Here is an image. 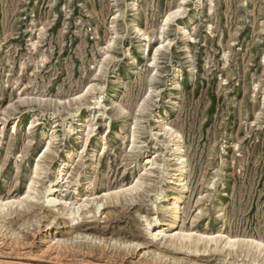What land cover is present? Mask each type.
<instances>
[{
  "label": "rangeland",
  "instance_id": "obj_1",
  "mask_svg": "<svg viewBox=\"0 0 264 264\" xmlns=\"http://www.w3.org/2000/svg\"><path fill=\"white\" fill-rule=\"evenodd\" d=\"M165 125L189 169L172 226L179 184ZM88 126L87 151L63 181L59 167L82 152ZM46 134L56 139L35 206L0 212V264H264V251L245 248L264 244V0H0L3 202L28 192ZM80 201L88 208L73 223ZM147 221L165 225L162 236ZM174 234L220 243L183 249ZM14 236L26 239L17 254L5 250ZM52 238L61 247L48 248Z\"/></svg>",
  "mask_w": 264,
  "mask_h": 264
},
{
  "label": "bare ground",
  "instance_id": "obj_2",
  "mask_svg": "<svg viewBox=\"0 0 264 264\" xmlns=\"http://www.w3.org/2000/svg\"><path fill=\"white\" fill-rule=\"evenodd\" d=\"M170 18V17H169ZM175 77L178 79L179 78V75H175ZM91 89H92V87H91ZM90 90V89H89ZM88 90V91H89ZM17 122V121H16ZM15 125V124H14ZM80 126H83V124H81ZM85 126V125H84ZM89 127V129H88V132H87V134L84 136V137H82V139H81V141H80V144H82V152H80V153H76V154H74L75 152H71V151H67V155H66V157L68 158V160H66V161H64V162H62V164H61V166L59 167V170H58V178L60 177L63 181L64 180H68L69 179V171H68V168H70L69 167V165L71 164V161H73V160H75V158H77L79 155H80V158L83 156V154H84V152L85 151H87V147L86 146H88V142L90 141V139L92 138V134H93V132H94V130H92L93 128L92 127H90V126H88ZM31 129V128H30ZM74 131H75V129H71V127L70 128H68V130H67V134L70 136V134H73L74 133ZM84 131V130H83ZM164 131H166L167 132V134H170L171 135V137H172V139H173V142L175 143L174 144V147H173V149H172V151H173V155H174V157H175V160H176V162H177V169H176V173H174L173 174V176L171 177V180H174V181H171L170 182V184H172V183H177V184H179L178 185V194L177 195H175V196H173V198L171 199V202H170V207L167 209V213H169V215H171V220H170V222H171V224H170V226H172L174 223H176L179 219H180V217H181V210H182V208H183V205L185 204V198L187 197V190H188V187H187V182H186V179H187V176H188V173H189V169H188V164H187V161H186V159H185V156L183 155V146H182V137H181V135L179 134V133H176L175 131H173V129L172 128H170V127H168L167 125H165V127H164ZM44 135V134H43ZM47 136H49V134H46L45 135V137H47ZM49 142H48V144H47V148L45 149V153L43 154V156L41 157V161H39L36 165H35V172H34V174H35V177L33 178V180H32V183H30V185H29V187H28V189H27V191L28 192H26V194H25V196L20 200H16V201H14V200H12V201H7V202H3L2 200H0V212H3V211H9V208L10 207H13L14 208V206L16 207H19V211L18 210H16V212L20 215V216H26L27 214H28V210L30 209V208H32V207H34L35 206V204H34V202L36 201V200H38V195H37V193H38V189H37V187H36V185L39 183V179L42 177V172H44V170H45V167H44V165L43 164H41V163H43V162H45V160H47V159H49L50 158V153H52L53 152V150H52V147H53V144H54V141H55V139H56V137H54L52 134L49 136ZM134 138V137H133ZM68 139V138H67ZM134 140V139H133ZM133 143H134V141H132ZM132 143V144H133ZM108 145V135H104L102 138H101V140H100V146H101V148H100V150L99 151H93L91 154H92V159H95V158H98V157H100V156H102L103 154H105V149H106V146ZM131 149L133 150L134 149V145L133 146H131ZM130 149V150H131ZM151 163V162H150ZM149 162H148V164H150ZM154 163V162H153ZM153 163H152V165H153ZM155 164V163H154ZM175 170V169H174ZM148 172V171H147ZM146 173V172H145ZM145 175V174H144ZM67 178V179H66ZM67 183V182H66ZM89 186V185H88ZM145 186V185H144ZM142 187V181H141V178L140 179H138L137 180V182L133 185V186H131L130 188H128V189H124V191H126V192H128V194H129V192L130 193H134V191H136V190H138V189H140ZM53 190V188L51 187V188H49L48 190H47V192H50V191H52ZM142 190V189H141ZM140 190V191H141ZM139 192V191H138ZM118 193V192H117ZM114 194H116V193H114ZM120 194V193H119ZM119 194H117L118 196H119ZM121 194H122V191H121ZM139 194V193H138ZM137 195V194H136ZM108 197H110V195L108 196ZM108 197H106L105 196V199L107 200V198ZM46 200H45V202L48 204V205H50V204H53L54 202H57V200L56 199H48V197H46L45 198ZM170 199V198H169ZM92 200V199H91ZM34 201V202H33ZM58 202H62V200L61 199H59L58 200ZM66 204V203H65ZM86 204V201H80L79 202V207L74 211V210H71L70 211V215H71V217H73L74 216V218L72 219V221H73V223H75V221L78 219V218H75V216L77 215V217H78V214H79V212H80V210L82 211L81 213H83L85 210H84V208H88V207H86L87 205H85ZM97 204V203H96ZM103 205V204H102ZM96 207H99V206H96ZM100 209V208H99ZM99 209H97V210H99ZM163 209V208H162ZM13 210H15V209H13ZM87 210V209H86ZM38 213V212H37ZM39 214V213H38ZM37 214V215H38ZM2 215V214H1ZM35 216H36V214H35ZM1 218V217H0ZM12 218V217H11ZM53 218V217H52ZM70 218V217H69ZM12 220V219H11ZM25 220H26V218H25ZM38 220V219H37ZM35 221V220H34ZM12 222V221H11ZM17 222V221H16ZM6 223V222H5ZM53 223V222H52ZM7 224V223H6ZM9 224V223H8ZM26 224H28L27 223V221H26ZM147 224H148V229H149V231L150 230H153V231H158V234H153V235H151V236H153L154 238H158V237H160V236H162V234H163V229H164V226L165 225H163V224H161L159 221H154V222H148L147 221ZM2 226H3V223L1 224ZM0 225V226H1ZM14 225V224H13ZM37 225V224H36ZM1 226V227H2ZM22 226H24V224L22 225ZM28 226V225H27ZM30 226V225H29ZM56 226H57V228H59V229H61V231L65 228V227H63V226H61V223H57L56 224ZM5 227V226H4ZM25 227H26V225H25ZM24 227V228H25ZM34 226H32V228H33ZM147 227V226H146ZM9 228V227H8ZM17 228V227H16ZM28 228V227H27ZM4 229H6V227L4 228ZM11 229V228H10ZM10 229L8 230V231H10ZM147 229V228H146ZM172 229V228H171ZM2 230L3 229H1L0 230V234L2 233ZM16 230V229H15ZM6 232L5 231V233H9V232ZM20 232H22V230H19ZM26 231V230H25ZM24 231V232H25ZM30 231V230H29ZM29 233V232H28ZM28 233H26V234H28ZM12 235H16V236H18V234L16 233L15 234V232H12L11 233ZM22 234V233H21ZM4 235H6V234H4ZM175 235V234H174ZM10 236V235H9ZM22 236V235H21ZM26 236V235H25ZM52 236H54V235H52ZM193 235H191V234H182V235H175V236H172V238H174L175 239V241L176 242H178V244L181 246V248H185V247H187V243L189 244V243H215L216 245L218 244V240L216 239V238H214V237H211V238H208L207 240H205V238L204 237H200V238H198L197 239V241H194V239H193V237H192ZM2 237V236H1ZM0 237V238H1ZM13 237V236H12ZM15 237V236H14ZM16 238V237H15ZM13 239V241H12V243H13V245L11 246V243H7V244H10V247H8V249H5V250H7V251H10L11 253H13L14 252V254L17 252L18 253V251L19 250H23V249H17L21 244L23 245L24 243L22 242V241H24V240H26L24 237L21 239V238H19V237H17L16 239ZM11 239V238H10ZM20 239V240H19ZM24 239V240H23ZM1 241H2V239H0ZM5 240V239H4ZM11 241V240H10ZM9 241V242H10ZM58 241V242H57ZM60 240H55L54 238H52L50 241H49V243H48V241H47V243L49 244V246H48V248H52L53 249V247H55V246H57L58 247V245H60L59 247H61V244H62V242L60 243L59 242ZM22 242V243H21ZM3 243V242H2ZM26 243V242H25ZM132 243V242H131ZM220 243V242H219ZM1 244V243H0ZM4 244V243H3ZM128 244H130V243H128ZM127 244V245H128ZM133 244V243H132ZM21 245V246H22ZM25 246H26V244H24ZM28 245H29V243H28ZM65 246H66V244H64ZM63 245V246H64ZM134 245V244H133ZM139 245V244H138ZM238 245H239V242H238V240H235V239H231V238H228L227 237V241H226V246H228L229 248H231V250H232V248L233 249H235V248H237L238 247ZM5 246V245H4ZM7 246V245H6ZM64 246V247H65ZM135 246H136V242H135ZM211 246V245H210ZM225 246V247H226ZM249 246H253L254 247V249H255V251L257 252V253H259V252H262V251H264V244L263 243H261V242H256V241H254V242H251L249 245H245V248H249ZM17 247V248H16ZM219 247V246H218ZM6 248V247H5ZM123 248V247H122ZM124 248H126V247H124ZM210 248V247H209ZM227 248V247H226ZM60 249V248H59ZM127 249H129V248H127ZM196 249V252H199L200 251V249L198 248V247H196L195 248ZM218 249V248H217ZM4 250V251H5ZM46 250H47V248H46ZM45 250V251H46ZM51 250V249H50ZM49 250V251H50ZM54 250V249H53ZM6 251V252H7ZM45 251H44V253H45ZM218 251V250H217ZM22 252V251H21ZM193 252V251H192ZM2 253V252H1ZM16 253V254H17ZM205 253V252H204ZM7 254V253H6ZM43 254V253H42ZM46 254V253H45ZM154 254H156L157 255V253H154ZM264 254V253H263ZM160 255V254H159ZM251 254H250V252H249V254H248V256H250ZM155 257V256H154ZM157 257V256H156ZM155 257V258H156ZM159 257V256H158ZM162 257H163V255H162ZM162 257H160V258H162ZM164 257H165V255H164ZM160 260V259H159ZM243 260V259H242ZM249 260V259H248ZM174 262H176L175 260H173ZM172 261V262H173ZM245 261V260H244ZM256 261V260H255ZM173 262V263H174ZM235 262V261H234ZM238 262V261H237ZM242 262V261H241ZM246 262H247V260H246ZM172 263V264H173ZM177 263V262H176ZM250 263V262H249ZM178 264V263H177ZM236 264V263H235ZM247 264V263H246ZM252 264V263H251Z\"/></svg>",
  "mask_w": 264,
  "mask_h": 264
}]
</instances>
